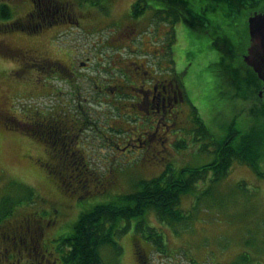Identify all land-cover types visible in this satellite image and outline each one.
Segmentation results:
<instances>
[{"label":"rangeland","instance_id":"1","mask_svg":"<svg viewBox=\"0 0 264 264\" xmlns=\"http://www.w3.org/2000/svg\"><path fill=\"white\" fill-rule=\"evenodd\" d=\"M4 1L11 11L8 21L24 20L32 8L30 0ZM135 1L103 0L102 5L91 6L79 5L78 0H43L47 7L68 2L70 10L67 11L76 17V24L58 20L43 23L36 30L0 29V112L9 113V117L14 115L12 124L27 120L29 104L32 111L37 108L52 113L58 106L62 108L64 102L71 115L78 114L80 100L87 110L86 117L99 125L93 128L87 124L75 129L78 148L106 181L105 186L95 182L94 187L84 192L61 187L54 163H49L54 168L50 170L42 163L50 161L43 144L22 130L7 128L0 122V210L2 197L14 200L10 202V214L0 218V222L16 223L28 215L42 219L40 225L44 226V234L40 242L48 253L59 255L56 264H64L60 258L61 239L70 234L81 212L111 201L117 194L133 191L138 179L155 176L167 166L177 170L210 162L214 158V145L210 143L224 137L227 123L236 114H239L236 127L240 132L249 129L252 123L259 130L257 140L262 153L257 167L264 172V122L254 119L248 110L249 103L234 94L231 84L225 81L222 84L211 72L217 65L216 56L210 48L206 49L207 42L203 39L198 44L199 38L182 28L172 39L171 47L175 70L181 75V85L189 101V112L184 110L181 116H186L184 127L176 125L173 142L163 151L107 154L101 133L116 136L117 132L107 126L105 113L110 118L108 124L114 126L117 119H127L119 116L120 111L124 115L126 108L121 106L117 110L112 104L96 103L102 98L96 94L93 99L94 80L103 82L107 77L108 84L110 77L124 79L121 70L131 76V62L146 59L147 52L156 53L166 39L167 25L154 16L155 9L164 4L163 0H141L140 5L147 6L133 18L131 6ZM4 21L0 18V22ZM128 24L135 27L130 39L123 30ZM189 38L193 45H189ZM41 56L69 67L72 63L79 76L73 81L54 76L46 79L55 71L50 72V66L41 67L36 62L38 59L41 62ZM82 62L89 67L81 68ZM85 96L89 97L86 102ZM70 115L67 117L72 119ZM193 116L199 117V124ZM200 124L210 136L201 138L195 134ZM180 140L184 143L177 146ZM204 144L208 146L202 150ZM178 208L183 214L180 220H160L153 213L144 218L120 220L117 229L126 226V230L113 233L119 250L111 243L101 245L100 264H136L134 244L142 248L149 264H264V176L250 165L233 159L225 175L215 178L213 171H209L189 192L180 196ZM53 211L55 218L50 223ZM154 232L160 235L162 247L153 240ZM38 253H24L28 259L24 264L36 263Z\"/></svg>","mask_w":264,"mask_h":264},{"label":"trees","instance_id":"2","mask_svg":"<svg viewBox=\"0 0 264 264\" xmlns=\"http://www.w3.org/2000/svg\"><path fill=\"white\" fill-rule=\"evenodd\" d=\"M30 1L32 8L24 20L8 21L11 11L6 2L1 0L0 18L6 21L0 22V29L36 30L43 23L49 22L51 7L52 10L58 9L64 14L66 10H70L68 2L60 5L54 3L47 7L43 0ZM102 1L78 0V4L100 6ZM140 1H135L131 6L133 18L142 13L147 6H141ZM163 3L164 9L163 7L155 9L154 16L156 15L157 21L166 22L171 26L180 25L184 31L187 30L191 35L199 38L198 44L204 39L208 46L206 49L210 48V52L216 56L217 65L211 68V72L223 81L222 84L224 81L231 84L235 88L234 94L249 103L248 110L254 115V119L264 122V96L259 95L262 82L242 57L249 43L246 20L248 13L264 10V0H163ZM67 13L71 15L70 19L67 18V22L76 24V17L68 11ZM158 13H160L159 16ZM173 38L172 35L171 39ZM188 42L189 45H193L190 38ZM196 49L197 46H195ZM64 105L66 108H63ZM31 106L29 104L26 108L27 120L12 124L11 117L13 118L14 115L10 117L5 115L7 117H0V122L7 128L11 126L22 130L43 144L44 150L48 151L50 161L45 160L42 163H45L49 170L54 169L50 165L54 163L61 187L88 192L90 187L95 186V182L98 186H105L106 181L100 177L101 173L95 166L90 165V162L88 163L86 155H82V149L78 148L73 138L75 128L72 119L67 117L70 113L67 111L66 103L63 102L62 108L58 106V109L52 113H44L37 108H32V111ZM238 115H234L227 123L224 137L215 143H210L214 145L212 150L214 158L210 162L194 167L184 166L177 170L167 166L155 176L138 179L133 191L117 194L113 200L98 203L89 210L81 212L73 222L70 234L61 239L62 262L64 264H100L99 247L101 245L111 243L117 251L119 250L113 233L115 230L119 232L126 230V226L120 229L116 227L122 219L129 221L132 218H144L153 213L160 220H180L183 216L178 208L180 196L189 192L196 181L202 179L211 170L215 178L225 175L233 159L250 165L257 174L264 176V172L257 167L262 153V146H259L260 143L257 140L259 130L252 123L249 129L240 132L236 127ZM70 116L78 115L75 113ZM46 120L50 122L52 133V137L48 136V138L44 137V121ZM193 120L198 124L200 122L197 116H193ZM61 129L63 136L59 138ZM195 134L201 138L210 136L203 124L195 130ZM183 143L184 141L180 140L176 145L182 146ZM207 146L204 144L201 149H207ZM25 197L27 198V195ZM12 201L14 200L8 197L1 198L0 218L10 214ZM154 234L153 240L162 247L160 235L156 232ZM134 254L136 264H149L145 253L137 244H134Z\"/></svg>","mask_w":264,"mask_h":264},{"label":"flooded vegetation","instance_id":"3","mask_svg":"<svg viewBox=\"0 0 264 264\" xmlns=\"http://www.w3.org/2000/svg\"><path fill=\"white\" fill-rule=\"evenodd\" d=\"M160 7L165 8L164 6ZM70 17L71 15L67 13V10L64 14L58 9H53L50 13L49 23L51 24V22H57L58 20L67 22V18L70 19ZM163 23L167 25V30L164 33V35L166 34L165 41H162L156 53L149 54V52L145 51L147 52L146 59L131 62L133 64L131 76L121 70L124 79L110 77L108 78V84L107 77L103 82L94 80L93 99H95L96 94L101 96L99 98H102L97 100L96 103L112 104L117 110L121 106L126 108L124 115L123 111H120L119 116H125L127 119H117L114 126L108 124L110 118L107 116V112L105 113L104 118L107 126L109 128L114 127L117 132L116 136L109 135V133H101L104 135L103 138L107 145V154L138 155L145 152V150L147 152L151 150L152 152L150 153H154L155 150L156 152L163 151L167 145L172 144V133L175 134L177 131L176 125L184 127L182 123L186 116L184 115L182 118L181 116L184 110L188 111L189 101L181 85V75L177 74L175 70L176 60L174 58V49L171 47V37L173 35V39H175L177 31L180 30V25L174 24V26H171L166 22ZM160 24L158 25L160 26ZM162 28L166 27L162 26ZM123 30L129 39L133 38L135 27L132 24L126 25ZM39 61L40 59L36 62L41 67L50 66V72L55 71V74L45 77L46 79L54 76L65 81H73L79 76L72 68V63L69 67L58 60L53 62L42 56L41 62ZM81 64V68L89 67L86 62ZM76 93L80 95V91ZM88 99L89 97L87 96L83 98L85 102ZM81 104V101L78 100L79 114H77V117L72 116L74 128L85 127L87 124L98 127L99 125L95 120H90L89 118L87 120V110ZM6 113L0 112V117L4 118L7 115ZM44 124V137H52L50 122L46 120ZM61 131L62 129L59 131V138L63 136ZM73 134V138L76 139L77 133L73 131ZM44 153L47 155L48 151L44 150ZM81 153L85 155L83 151ZM54 213L55 211L50 213V223L55 218ZM40 220L42 221L39 217L28 215L16 223H12L10 220L0 222V264H21L22 260V264H24L28 260L25 258L24 253L32 254L37 253V251L39 253L35 256L37 257L36 263L30 262L29 264H56L59 255L55 254V252L48 253V250L41 245L40 236L44 234V226L40 225Z\"/></svg>","mask_w":264,"mask_h":264},{"label":"water","instance_id":"4","mask_svg":"<svg viewBox=\"0 0 264 264\" xmlns=\"http://www.w3.org/2000/svg\"><path fill=\"white\" fill-rule=\"evenodd\" d=\"M246 20L249 43L242 57L261 80L259 94L264 96V10L249 12Z\"/></svg>","mask_w":264,"mask_h":264}]
</instances>
